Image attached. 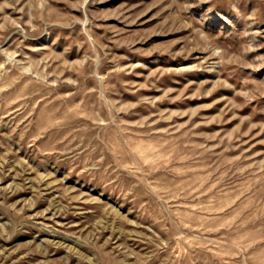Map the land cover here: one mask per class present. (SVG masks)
I'll use <instances>...</instances> for the list:
<instances>
[{"label": "rangeland", "instance_id": "obj_1", "mask_svg": "<svg viewBox=\"0 0 264 264\" xmlns=\"http://www.w3.org/2000/svg\"><path fill=\"white\" fill-rule=\"evenodd\" d=\"M0 264H264V0H0Z\"/></svg>", "mask_w": 264, "mask_h": 264}]
</instances>
